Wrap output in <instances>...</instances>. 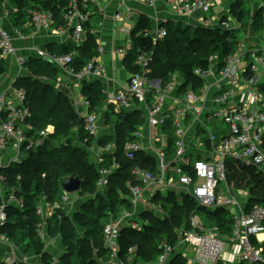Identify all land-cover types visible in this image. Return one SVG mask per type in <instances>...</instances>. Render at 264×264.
<instances>
[{"label": "built area", "instance_id": "1", "mask_svg": "<svg viewBox=\"0 0 264 264\" xmlns=\"http://www.w3.org/2000/svg\"><path fill=\"white\" fill-rule=\"evenodd\" d=\"M118 1L123 6L111 14L112 27L130 34V28L121 23L124 20L122 7L129 0ZM144 1L153 6L158 0ZM167 1L171 2L177 13L190 17L192 14L197 15L193 24L190 23L194 28L234 31L232 18L227 13L211 14L217 0ZM94 3L97 4V0H67L58 9L59 21L51 10H29L30 25L38 32L45 30L51 31L55 36L65 35L68 42L79 46L85 42L87 35L97 34L95 29L88 26L89 6ZM1 12L2 17L9 15L8 10ZM152 21L151 28L145 30L143 35L150 37L155 45L166 36L167 30L157 19ZM96 40L97 52L102 55L104 48L99 44L98 38ZM130 48V43L125 44L118 47L117 53L124 58ZM32 49L37 57L43 60L48 58L51 64L77 82L104 76L105 66L99 56L78 68L73 64L76 51L58 54L37 46ZM14 52L12 35L0 24V60L10 58ZM208 60L209 64L205 69L201 66L193 69L198 80L194 87L193 82L187 81L180 74H173L168 82L162 83L160 79L149 78L151 53L141 51L136 58L138 70L130 76L125 87L116 90L105 86L101 88L105 102L117 111L136 107L143 110V124L133 133L136 139L124 144V154L127 159H133L136 153L145 152L154 158L156 164L155 173L139 166L132 169L131 174L137 181L128 186L127 198L132 209H124L119 218L110 215L102 228V245L108 253L105 264H130V260L124 263L118 259L120 231L125 226L138 228L135 210L139 206L147 205L146 209L157 211L159 216H163L161 207L151 204L152 197L161 191L165 194L173 192L187 195L198 206L208 210H228L232 228L230 234L222 233L218 226H206L202 216L197 211H192L188 217V227L182 226L176 230L175 243L165 240L158 242L159 254L153 264H169L170 257L175 252L180 254L185 264H264V206H248V191L234 188L226 178L227 160L256 167L264 173V92H257L256 98L251 101L248 98H234L239 87L259 90L260 77L264 74V47L245 50V46L237 42L235 49L223 59L221 65L216 55H211ZM16 62L21 73L18 72L13 82L30 74L27 70L28 58L21 56ZM244 73L247 79L241 85ZM11 90L15 98H9L7 93L0 94V264H59L65 247L56 246L51 240L48 221L56 214L57 209L70 204V194L63 189L58 201L49 202L43 198L35 206L36 236L43 244L40 252L21 251L2 232L8 219V211L11 208L19 211L25 208L24 198L14 189L4 191L6 176L2 171L13 165H20L30 150L44 142L50 130L49 126L43 130L32 126L24 90L14 88L13 85ZM148 94L151 95V103L147 101ZM70 102L81 117L86 135L91 139L96 138L100 125L97 114L89 111L91 102L87 98H70ZM81 108L85 110L84 114L81 113ZM167 125H170L168 130L173 136L171 152L167 150L170 137ZM145 127L150 132L147 147L143 145ZM188 134L192 136L191 143L187 142ZM194 144L202 145L208 153L197 155ZM92 146L97 165L105 161V153L115 150L112 143L96 147L91 142L87 146L91 155ZM192 156L198 158L193 160ZM117 166L115 161L109 167L99 165L96 188L106 189L110 175ZM147 190L151 191L148 203L145 199ZM240 198L245 200L241 201ZM149 204L153 206L150 207ZM134 252L135 248L129 247V255H134Z\"/></svg>", "mask_w": 264, "mask_h": 264}, {"label": "trees", "instance_id": "2", "mask_svg": "<svg viewBox=\"0 0 264 264\" xmlns=\"http://www.w3.org/2000/svg\"><path fill=\"white\" fill-rule=\"evenodd\" d=\"M11 1L19 3L16 6L19 16L17 15L14 24L20 25L19 18L21 20L26 15L23 13L25 12L24 5L21 3L23 0ZM66 1L47 0L42 3L43 5L29 4L30 6L26 10H51L58 17V9ZM240 5V0H234L230 11L241 18L243 11L239 9ZM163 26L167 30L166 36L153 45L150 37L143 35L145 30L150 29L149 19L145 16L139 17L130 31L131 48L123 58V64L126 65L128 71L134 73L138 70L136 58L141 51H144L151 53L149 78L160 79L162 83H166L173 74H180L187 81L193 82L192 87H194L198 80L193 74V69L200 66L204 69L208 67V59L211 55H216L218 63L221 65L223 59L235 49L237 44L235 34L219 28L213 30L193 29L181 22L171 21L164 23ZM95 38V36L87 35L85 42L81 46H76L79 55L82 56L80 60L73 57V64L78 68H81L96 55ZM71 45L54 52L58 54L70 53L74 49V44L71 43ZM36 61L38 60H29L27 63V67L33 74L34 72L55 73L50 63L43 60L37 63ZM3 70L4 65L0 60V74ZM36 77L30 73L17 78L12 85L25 92L32 114L29 118L32 126L41 130L47 125H52L54 131L45 138L39 147L30 150L20 165L16 164L2 171L6 176L4 191L9 192L10 189H14L18 195L24 198L25 203V208L22 211L16 208H11L8 211V219L2 232L21 251L40 252L43 244L36 236L35 206L43 198L49 202L58 201L62 194L61 183L67 177L75 176L80 180V190L77 195L87 193L85 201L78 211L68 216L62 209H57L56 214L48 221L49 234L54 231L61 234L62 245L66 247L68 255H71L72 250L77 247V260L73 261L71 260L72 256L63 255L60 257L59 264H105L108 260V253L102 245V228L109 220L110 215L116 217L123 208L132 209L127 198L128 186L137 183L131 174L132 169L139 166L153 173L156 172L154 158L145 152L136 153L133 159H127L124 154V144L136 139L133 133L143 124V110L136 107L116 112L112 105L105 104V96L101 93L102 87L99 85V81L95 80L84 85L82 93L91 102L89 110L102 111L103 115L99 121L101 129L97 137L91 139L86 135L82 120L71 105L69 98L55 93L47 83ZM147 101L148 103L152 101L150 94L147 95ZM104 107L105 110H103ZM111 114L115 118H110ZM106 124H110L109 129L105 127ZM170 128V125L166 126L167 130ZM168 132L170 137L167 150L171 152L173 136L169 130ZM73 135L76 137L71 142ZM92 141L96 145L114 142L115 150L112 153H105V161L99 165L109 167L113 161L118 165L110 175L105 193H96L93 197L99 178V165L92 162V155L87 148ZM197 158L198 156H192L193 160ZM226 171L228 184L236 189L244 188L248 191V206L252 204L264 206L263 172L256 167L240 165L231 160L226 161ZM105 196H109V198H104ZM151 201L161 207L164 215L159 216L154 211H144L140 215L141 219H137L138 228L125 226L121 229L118 241L119 261L127 263L130 260V264H137V261L153 263L159 254L158 242L165 240L172 244L175 243L177 240L176 230L182 226L188 227V217L192 211H197L202 215L206 226L215 225L222 233H231V218L223 208L208 210L198 206L189 196L177 195L173 192H168L164 196L157 192ZM74 219L79 221L83 228L82 236L75 240L72 236H75L72 224V222L75 223ZM131 246L135 248L132 256L128 253ZM73 251L75 252V249ZM169 264H185V261L178 252H175L171 255ZM238 264H244V262Z\"/></svg>", "mask_w": 264, "mask_h": 264}, {"label": "crops", "instance_id": "3", "mask_svg": "<svg viewBox=\"0 0 264 264\" xmlns=\"http://www.w3.org/2000/svg\"><path fill=\"white\" fill-rule=\"evenodd\" d=\"M222 5H224V9L222 10L218 4H216L215 7H213L211 14L214 15H224L228 14L232 21L235 20L240 27L236 28L235 23L233 22V34H235V38L237 42L242 43L245 46V50L247 48L253 47V48H259L264 47V0H240V4H245L247 8L242 9V6L240 5V10L243 11L242 17L235 16L230 11V6L233 4L234 0H219ZM217 0V3H219ZM97 4H91L89 6L90 11V17L88 20V26L90 28L95 29L97 31L96 38L99 40V44L103 46L104 53L102 55H99L97 52L98 47V41L96 40V55L94 57H100L102 62L104 63V76L103 78H93V79H83L79 82L75 81L74 78L67 76L65 73H63L60 69H58L56 66L51 64L49 61H45L39 57L36 56L35 52L33 51V47H41L47 50L51 51H58L59 49H63V47L70 46L71 43L68 42L64 36H55L52 34L51 31H40L38 32L30 25V20L28 16V11L25 10L23 12L26 14L23 18H19V21H21V24H14V20L16 19L17 15L19 14L18 8L16 6L12 8L10 5V2L8 0H0V24L3 25L10 34L12 35V42L15 47L14 54L5 60H2V63L4 65V70L0 74V94L7 93L9 98H15V95L13 91L11 90L13 80L18 74V72L21 73V70L17 67V59L21 56L28 58L29 60H38V61H45L47 63H50L52 68L55 70V77L53 79H46L45 77L41 78L43 82L47 83L52 90L55 93L62 94L66 96L67 98H86L84 94L82 93L83 86L91 83L92 81H99V85L101 87H107L112 90L120 89L122 87H125L128 84V81L130 79V76L133 74L130 71L126 69V65L123 64V58L117 53V49L120 46H123L125 44L130 43V46L132 45L130 34L120 32L112 27V19L111 14L119 9V7L123 6L121 5L120 1L118 0H97ZM32 2H29L31 4ZM169 7H172L171 2L167 0H158L153 6L148 5L144 0H129L127 5L125 7H122L123 10V17L124 20L121 23H124V25L131 29L135 26L140 16H145L149 19L150 22V28L153 24L152 19H157L161 24H164V22H184L188 23V25L193 24V21L197 15L192 14L190 16H184L180 13H177V11L173 8L170 10ZM218 13L215 12V8H219ZM1 10H8L9 15L7 17H2ZM250 11V12H249ZM229 12V13H228ZM249 12V14H247ZM246 15H249L246 17ZM19 16V15H18ZM240 18V19H239ZM22 25V27H21ZM192 26V25H190ZM122 37V39H118V37ZM238 36H241L239 38ZM95 38V39H96ZM80 44L79 46H81ZM72 46V45H71ZM74 49L73 51H76L74 54L75 59H81V55H79V50L73 45ZM80 56V57H79ZM36 61V63L38 62ZM84 61H86L84 59ZM83 61V62H84ZM82 62V63H83ZM118 67V70L121 71L120 76H116L114 71L115 68ZM56 68V69H55ZM29 73H31V70L29 68L27 69ZM22 73H25L22 72ZM244 73V79L241 83V85L245 84V80L247 79ZM39 79V78H38ZM260 88L259 90L255 91L254 89H249L247 86L241 89V87L236 90L234 98H248L249 101H251L253 98H256L257 92L263 93L264 92V74L260 77ZM105 104H107L105 102ZM105 109V107H104ZM85 110L81 108V113L84 114ZM90 111V110H89ZM117 112V110L115 109ZM119 111V110H118ZM80 117V116H79ZM81 118V117H80ZM102 121V120H101ZM50 127L49 134L53 133L54 127L52 125H47ZM47 126L44 128L46 129ZM110 124H106L105 127L109 129ZM101 129V127H100ZM106 129V128H104ZM145 138L143 140V145L147 147L149 144V128H144ZM192 136L188 134L187 142L191 143ZM197 152V155H206L208 152L203 149L202 145L194 144ZM98 189V188H97ZM100 190V189H98ZM162 193L165 192L161 191L159 194L162 195ZM96 194V193H95ZM151 194L150 190L146 191V201L148 203L149 195ZM78 196V195H76ZM94 195H92L93 197ZM70 197V196H69ZM71 198V197H70ZM86 197L80 198L78 201L77 208H75L74 212L78 211V208L81 207L82 203L85 201ZM240 200H245L244 198H240ZM76 201V200H75ZM74 201V202H75ZM71 203V201H70ZM151 204L152 201H151ZM154 205V204H153ZM150 205L149 206H153ZM147 205L145 207L139 206L135 213L138 216V219L141 217V213L144 211H152L151 209H146ZM157 213V211H156ZM227 215L231 218L230 212L226 210ZM158 214V213H157ZM200 214V213H199ZM135 215V216H136ZM201 215V214H200ZM202 216V215H201ZM137 220V217L136 219ZM232 225V220H231ZM263 238V235L260 236ZM62 245V243L56 244ZM60 247V246H59ZM61 248V247H60ZM51 251L52 248H51ZM58 250H55V253ZM190 253V252H187ZM137 264H142L137 261ZM153 264V263H152ZM233 264V263H231ZM236 264V263H235Z\"/></svg>", "mask_w": 264, "mask_h": 264}, {"label": "rangeland", "instance_id": "4", "mask_svg": "<svg viewBox=\"0 0 264 264\" xmlns=\"http://www.w3.org/2000/svg\"><path fill=\"white\" fill-rule=\"evenodd\" d=\"M44 1H47V0H23V2H21L23 5H24V9L26 10V9H28L29 8V6L30 5H28V3L29 2H32L31 4H35V5H37V4H39V5H43L42 3H44ZM8 2H10V5L12 6V8L11 9H13V7L14 6H17L19 3L18 2H13L12 3V1L11 0H8ZM218 4V6H220L221 7V9L223 10L224 8V5H222V3H220V1H219V3H217ZM242 6V9H244V8H247V6L245 5V4H243V5H241ZM220 7L219 8H215L214 10H215V12H217L218 13V9H220ZM15 8V7H14ZM172 7H169L168 9L170 10ZM240 9V8H239ZM250 12V11H249ZM249 12L247 13V14H249ZM249 15H246V17H248ZM233 22L235 23V26H236V28H238V27H240V25L235 21V20H233ZM185 26H189V27H191V28H193V29H196V28H194V27H192V26H190V25H188V24H185V23H183ZM239 38H241V36H238ZM118 39H122V37H118ZM113 68H115V71H114V73H115V75L118 77V76H120L121 75V71H119L118 70V67L116 68L115 66L113 67ZM31 74L35 77V76H37L36 78H39L40 80H42L41 78H43V77H45L46 79H53L55 76V73H53V74H49V73H43V72H34V74L31 72ZM54 100V99H53ZM106 109V108H105ZM105 109H103V110H105ZM93 113H95V114H97V119L99 118V121H100V119L103 117V115L101 114V112H94V111H92ZM110 118H115V116H113L112 114L110 115ZM98 121V122H99ZM100 125V124H99ZM44 129V128H43ZM42 129V130H43ZM54 131V130H53ZM73 134H76V133H73ZM77 135V134H76ZM76 135H73V136H71V139H72V141L71 142H73L74 141V139H75V137H76ZM203 135V134H202ZM112 143V146L113 147H116V144L114 143V142H111ZM108 144V143H107ZM92 145H95L96 147H99V146H102V145H96L95 144V142L94 141H92ZM95 160H96V153H95V151H94V148H93V146H92V162H95ZM95 193H100V194H104L105 193V190H98L96 187H95V191L93 192V195L95 194ZM77 195V193H75V194H70V201H71V203L69 204L68 203V205H65L63 208H61L63 211H64V214H66V216H68V215H70V214H72L73 212H74V210H75V208H77V205L76 204H78V200L81 198H83V197H86L87 196V193L86 194H84V195H78V196H76ZM162 196H164V193H162ZM104 198H109V196L107 197V196H105ZM104 198H103V200H104ZM76 200V201H75ZM75 201V202H74ZM107 202H109V201H107ZM159 204V203H158ZM75 207V208H74ZM79 209V208H78ZM124 210V208L120 211V213L116 216V217H120L121 216V213H122V211ZM136 217H137V219H138V216L136 215ZM139 219H141V217L139 218ZM137 221V220H136ZM74 222L75 223H73L72 222V224H73V229H74V232H75V236L74 235H72L73 236V240H75V238H78V237H81L82 236V232H83V228L80 226L81 224H80V222L78 221H76L75 219H74ZM80 226V227H79ZM94 231V230H93ZM95 234H96V232H95ZM60 233H58V232H53V233H50V238H51V240L52 241H54L56 244H59V243H62V240L60 239ZM76 248L77 247H75L74 249H75V252L72 250V253H70L71 255H68V252H66L67 251V249H66V247H65V251L64 252H62V255L61 256H65V255H67L66 257H71L72 256V259L71 260H73V261H75V260H77V252H76ZM60 256V257H61ZM140 263H142V264H152V262H149V261H142V262H140ZM237 264V263H236ZM244 264H247V263H244Z\"/></svg>", "mask_w": 264, "mask_h": 264}, {"label": "water", "instance_id": "5", "mask_svg": "<svg viewBox=\"0 0 264 264\" xmlns=\"http://www.w3.org/2000/svg\"><path fill=\"white\" fill-rule=\"evenodd\" d=\"M45 60L49 61L48 58H45ZM61 188L68 194L78 193L80 190V180L75 176L67 177L66 180L61 183Z\"/></svg>", "mask_w": 264, "mask_h": 264}, {"label": "bare ground", "instance_id": "6", "mask_svg": "<svg viewBox=\"0 0 264 264\" xmlns=\"http://www.w3.org/2000/svg\"><path fill=\"white\" fill-rule=\"evenodd\" d=\"M100 112H102V111H100ZM31 115H32V114H31ZM25 247H26V246H25ZM25 247H24V248H25Z\"/></svg>", "mask_w": 264, "mask_h": 264}]
</instances>
